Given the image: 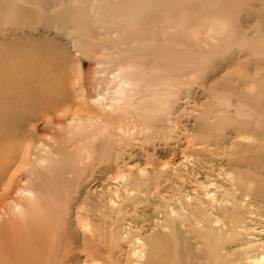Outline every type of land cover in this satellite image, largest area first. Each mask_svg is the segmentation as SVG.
Listing matches in <instances>:
<instances>
[{
    "label": "bare ground",
    "instance_id": "bare-ground-1",
    "mask_svg": "<svg viewBox=\"0 0 264 264\" xmlns=\"http://www.w3.org/2000/svg\"><path fill=\"white\" fill-rule=\"evenodd\" d=\"M73 1L8 0L0 15V264H264V10ZM94 44L109 49L111 73L96 93L75 52ZM198 86L210 100L186 138L215 177L171 202L157 194L149 228L128 219L121 230V195L140 203L163 173L176 185L185 172L161 160L155 173L122 169L117 140L167 138L172 97ZM110 171L123 190L110 191Z\"/></svg>",
    "mask_w": 264,
    "mask_h": 264
},
{
    "label": "rangeland",
    "instance_id": "rangeland-1",
    "mask_svg": "<svg viewBox=\"0 0 264 264\" xmlns=\"http://www.w3.org/2000/svg\"><path fill=\"white\" fill-rule=\"evenodd\" d=\"M252 1H254L253 5L256 6L255 7L256 10H260V11L264 10V5H263L264 2H262V0H252ZM6 3H8V0H0V15H4V14L7 15L8 13H6V12H10L11 9H13L14 6H12L11 4L8 5ZM78 3H79L78 0L73 1V5H74L73 8L74 9L79 8V7H76ZM89 9L93 10L92 8H89ZM96 14L100 15L98 12H96ZM98 15H96V16H98ZM85 17L92 26H93V24L99 23V22H96V23L93 22L90 19L89 15H87ZM108 37H109L108 35L96 36L97 39H100L98 42L102 41L101 43H103V40H102L103 38L105 39ZM64 38H65L64 41L67 42V45L70 48L75 47V44L69 38H67L66 36H64ZM94 48L95 49L97 48V49L94 50ZM98 48H99V51H98ZM100 48H102L101 44H94V45H91V49L84 50V51L83 50L82 51H80V50L75 51L78 54V61L77 62H78V65L80 66V70H81L83 77L85 79L86 86L93 93H96L99 91H104L103 90L104 88L106 90V88L108 86H110V83H107V82H109L110 76H111V73H110V51H109V49L100 50ZM100 51H102V52H100ZM94 52H96V53H94ZM252 57H253V55L251 53H246L245 55H243L240 58V61L245 64ZM207 91H208L207 89L204 90L203 87L198 86L196 89L193 88V93H190L189 95H184V94L180 95L179 94L178 97H176V96L172 97V100L175 101V99H176L175 103L173 101V106L171 109V111L174 112L171 115L173 117L172 119L174 120V121H171L173 126H174V129L171 132L170 136H167V138H164L162 135L160 137L158 136L157 138H155L153 140L152 139H146L147 142H145V140L141 137L142 134L137 133L135 135L136 138H134V139L132 138V140L128 144H125L124 141L117 140L118 146H120V149L118 148V159L115 162H116V164L118 163V166H119V164H121V166L125 165L124 167H122V169H132L134 173H137L139 171V168H144V169L146 168L145 170L149 171L150 173H155L154 171H157L160 168L166 169L168 166L164 167V165L162 163L167 161L169 166H170L167 169L170 170L173 167L177 166L176 168H178L180 171L182 170L181 171L182 173L185 172L184 173L185 176L179 178L180 183L178 182L176 185L173 183L172 178L165 180L164 175H166L168 172H166V174L163 173L164 175L160 179L163 182H161L159 184V186L150 187V188L146 186L147 191L145 193L144 192L143 193L145 195L147 194V197L145 196V200L140 201V203L129 198L128 196L125 197L124 195L126 193L123 196L121 195L120 198L118 197L119 199H121V201L124 199V201L128 204L127 209L130 211V214L127 213L124 215V218L118 219V224H119L118 227H120L121 230L124 227L121 224L124 223L126 225L128 222V219H129V220H136V222L139 224L140 230H142V232H145L146 229L149 228V224L152 221V218H149L148 216H151V215L153 216V214L159 215L158 212L160 209H162L160 206L158 207V205H157V202L159 201L158 200L159 196H157V194L160 193L161 197L164 200L171 202L173 200V197H172L173 195H174V198H178L177 196H179V193L183 194L184 192H191L190 190H193V187H198L197 184L199 181H205L209 178L215 177V176L210 177V175L212 174V172L216 173L217 171L210 170L209 166H206L203 169L201 167L199 169L198 168L199 165H197L198 163L197 164L194 163V160H197L196 157H198V155H197V152H195V150L192 149L191 142H189L188 138H186L187 134H188L187 129L190 128V126L196 121L197 116L200 113H203L207 107L208 101L210 100V95H209L210 93H208ZM138 136H140L141 138L138 139L139 138ZM134 140H136L137 142ZM193 151L195 152V154L193 153ZM186 156H187V158H186ZM188 158L191 159V161ZM198 158H200V160L203 159V157H198ZM160 160L162 161V163H160L161 162ZM160 164H161V166H160ZM198 170H200L199 173H198ZM191 172H193V173L191 174ZM114 174H115L114 171H110V182H111V184L113 183L112 185L110 184L111 185L110 191L112 188L117 189L118 187H120L123 190V188H125L124 185H126L125 184L126 181H124L123 179L119 180L121 182H119L118 180L116 181L117 178L115 176L117 174H115V175ZM97 175H98V177L101 176L99 173H97ZM122 175H123V173H122ZM105 178H107V177H104V179ZM113 178L115 179V183H118V184L114 183ZM197 179H198V181H197ZM176 181H178V180H176ZM143 182H144V180H143ZM99 185H100V181H98V182L93 181L90 184V188L94 190V189H96L97 186L102 187L101 185L100 186ZM117 185H118V187H117ZM144 185H146V183H143V186ZM122 186H124V187H122ZM115 187H117V188H115ZM97 189H100V188H97ZM148 190H149V192H148ZM133 192H135V190H133ZM150 192H151V194H150ZM155 192H156V194H155ZM163 192H165V193H163ZM153 193L155 194V196L153 195L152 198H149L150 196H152ZM141 218H142V220H141Z\"/></svg>",
    "mask_w": 264,
    "mask_h": 264
}]
</instances>
